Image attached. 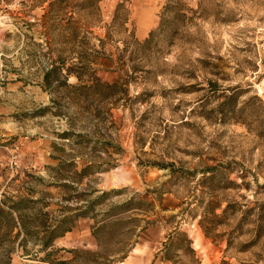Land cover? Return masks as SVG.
Wrapping results in <instances>:
<instances>
[{"label": "rangeland", "instance_id": "obj_1", "mask_svg": "<svg viewBox=\"0 0 264 264\" xmlns=\"http://www.w3.org/2000/svg\"><path fill=\"white\" fill-rule=\"evenodd\" d=\"M119 1L98 14L80 0H0V199L35 190L58 210L82 187L122 190L97 210L133 199L124 238H96L100 215L77 218L54 247L64 264H174L159 252L176 229L200 260L181 250L176 264H264V0H129V30L110 36ZM152 30L141 48L132 32ZM125 45L136 63L119 58ZM51 59L102 86L43 88ZM144 218L158 222L142 230ZM19 248L11 264L36 263Z\"/></svg>", "mask_w": 264, "mask_h": 264}, {"label": "trees", "instance_id": "obj_2", "mask_svg": "<svg viewBox=\"0 0 264 264\" xmlns=\"http://www.w3.org/2000/svg\"><path fill=\"white\" fill-rule=\"evenodd\" d=\"M101 1L102 0H80V6H82L83 10L90 8L95 10L98 14H101ZM128 3L129 0H121L116 5L108 35L112 36L113 33L129 30L131 24V10ZM55 4L56 1L50 3L51 9ZM132 33L136 43L143 48L150 47L153 44L156 34L155 30H152L145 40L140 41L135 36L134 31ZM122 50V54L119 58L124 61L123 64L128 65L129 61L136 63V58L134 59L133 56L127 55L129 46L125 45ZM134 65L135 66L129 65L128 69L135 70L137 66L136 64ZM79 67L83 69L87 66L82 64ZM83 75V72H80V70L73 67L65 68L61 61L51 59L50 66L44 70L42 85L43 88L54 92L62 87V85L66 87L71 86L75 90L80 88L84 89L86 87L89 88V90H97V88L102 86L100 78H96L95 81L87 85L81 84L84 79ZM71 76H75L80 85L70 84L68 80ZM111 86H116V84L114 83ZM65 135H70V132H66ZM93 165V163L85 164L80 169L78 173L79 184L83 182L85 177L94 173L95 170H92ZM63 177L70 178L69 176ZM69 182H63L59 185L67 187L72 186ZM96 191L99 190L96 188L89 190L82 187V190L75 196L77 205L70 206L68 204H61V208H58V210H46L47 207L51 206V202L45 201V196L37 197L35 195V190H31L28 194H17L15 197H8L4 194V198L0 199V238L2 241L10 240V248L6 251L8 257L6 264L12 263V254L17 251V249H20L19 247H22L24 252L23 255H30V259L36 260V263L31 262L28 264H64L65 262L58 258L52 259V256L62 249L54 248L56 241L69 232L74 225V221L80 217H91L95 220L98 215L101 216V220H96L92 227V233L96 238H98V233L109 237L114 230L121 232L120 235L124 238V230H126L125 224L128 220L130 221V219L126 220L123 215L126 212V208L131 205L133 199L120 204H112L107 208L97 210V207L103 205L110 195L122 190H104L102 194L92 198V195ZM54 212H57V214H53ZM43 214L52 217L47 220L48 222H40L42 221L41 217ZM144 220L145 225L142 230L158 222V220L146 218H144ZM29 241H32L34 245L40 244V248L35 252H33L32 249L29 250L26 248ZM16 242L18 243L17 246ZM129 247L130 244H123L119 246L116 251L108 254L106 258L109 259L110 262H112V260H122L127 256ZM75 250H71V252H76L77 250ZM181 250H185L186 254L190 255L196 262H200L193 248V240L189 237L188 233L181 232L178 229L170 233L168 240L164 243L159 254H162L163 260H169L176 264V259L179 257V251ZM39 252H45L44 256L39 257ZM112 257L116 259H112ZM90 263L97 264L95 260L87 262V264Z\"/></svg>", "mask_w": 264, "mask_h": 264}]
</instances>
